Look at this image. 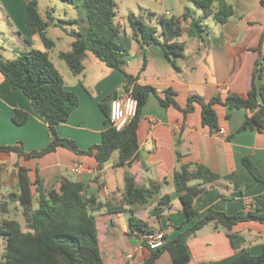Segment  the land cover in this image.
<instances>
[{
    "label": "crops",
    "instance_id": "obj_1",
    "mask_svg": "<svg viewBox=\"0 0 264 264\" xmlns=\"http://www.w3.org/2000/svg\"><path fill=\"white\" fill-rule=\"evenodd\" d=\"M31 1L0 0V48L12 49L14 59L29 49L25 31L26 7ZM37 1L45 21L50 18L55 23L63 21L55 20V7L42 6V0ZM188 1L115 0V22L121 28L119 42L124 47L122 69H111L104 63L106 68H102L101 61L92 59L88 69L89 54L84 72L78 75H83V81L66 79L57 69L66 88L78 96L79 105L65 123L56 127V132L59 138L74 141L81 151L102 142L103 134L109 128L104 111L108 110L110 99L114 96L121 99L132 91V87L128 91L125 87L126 75L135 77L139 85L156 90L157 95L149 97L143 110L137 130L138 151L131 167L119 166V156L115 160L112 156L100 167L93 156L78 155L63 147L32 159L0 151V165L4 166L0 170V209L6 203L4 215L16 209L17 214L23 217L19 204L9 201L11 194L20 192V167L29 172L34 183L33 194L37 177L46 191H60L67 181L80 182L86 197H94L104 206L94 213L104 264H144L151 252L143 245V235L131 231V216L147 223L154 232H163L167 241H172L204 218L211 209L227 215L264 214V131L251 129L239 132L247 117L243 109L230 110L223 105H215L219 130L214 133L203 125L202 107L198 103L193 104L190 112H184L191 96L209 101L218 94L223 97L230 92L246 95L251 90L254 69L259 58L264 56V0H226L234 7L235 15L223 25L213 20V25H204L206 29L202 37L188 36L192 21L204 17L199 16L197 11L200 9L194 0H191L193 5ZM130 17L141 18L155 27L160 43L181 45L182 58L174 62L166 56L161 44L145 45L135 39L128 22ZM163 17L178 21L177 26L182 31L180 37L169 39L163 34L164 28L160 23ZM64 25L74 28L71 32L62 28L71 40L62 37L58 43L71 48L75 41L72 33L79 31L80 24L66 22ZM58 27L55 24L48 27V38V30ZM37 37L42 39L40 35L33 37L34 49ZM95 72L98 75L88 80ZM169 91L180 109L166 108L161 104L160 100L167 98ZM17 111L28 114L25 124L15 123ZM50 143L51 135L44 119L35 112L23 92L12 89L0 74V147L22 145L28 154L41 152ZM245 159L252 163L254 173L245 167ZM199 165L207 167L220 179L201 187L203 192L194 201L197 216L189 222L176 191L174 176L183 167L193 171ZM74 167L79 168L78 173L72 171ZM127 175L134 176L138 187L148 188L151 183H156L161 186L160 191L144 206H129L125 203ZM199 183L201 181L190 185ZM165 196L169 197V202L163 201L161 205ZM121 207L124 209L121 212H109ZM154 220L158 228H155ZM232 232L244 238L240 251H249L254 256L263 253L264 223L254 220L241 222L234 226ZM0 244L5 248L2 237ZM188 247L191 260L187 264H229L237 255L227 231L213 225L189 238ZM155 264L178 263L169 252H164Z\"/></svg>",
    "mask_w": 264,
    "mask_h": 264
},
{
    "label": "trees",
    "instance_id": "obj_2",
    "mask_svg": "<svg viewBox=\"0 0 264 264\" xmlns=\"http://www.w3.org/2000/svg\"><path fill=\"white\" fill-rule=\"evenodd\" d=\"M61 1L75 5L80 10L79 18L58 23H55L53 18L45 21L40 14L38 1L33 0L26 7L25 42L29 49L12 61H5L0 56L1 76L12 89L21 90L30 100L35 112L48 125L51 143L41 152L27 154L22 145L0 147V151L14 152L19 157L32 159L41 158L56 151L58 147H63L78 155L93 156L100 167L118 152V165L131 167V161L138 151L137 130L144 107L151 95H157L154 88L139 85L133 76L126 75L125 87L127 91L132 87L131 93L138 101V110L135 118L121 131L111 126L109 106L108 110L104 111L109 128L103 134V140L99 145L81 151L74 141L61 139L57 135L56 127L69 119L73 110L79 105V98L66 88L63 77L49 58L47 51L55 47V42L47 36L48 27L53 24L60 26L66 22L80 24L79 31L72 33L75 41L72 43L71 51L59 54V58L75 76L84 72V63L89 53L107 67L121 70L124 52V47L119 42L121 28L115 22L117 16L115 0ZM194 3L203 12L204 17L192 21L188 30L189 37H202L206 29L202 23L205 18H212L215 23L223 25L235 15L234 7L226 0H194ZM160 21L164 28L163 34L167 38L175 39L181 36L182 31L177 26L176 19L163 17ZM128 22L135 39L142 44H161L166 56L174 62L182 58L180 52L182 46L177 43H160L155 27L148 25L141 18L130 17ZM35 35L41 36L44 51L32 47ZM170 95H172L171 91L168 92L167 98L160 100L161 104L166 108L180 109ZM113 99L117 97L110 99V105ZM194 103L202 107V123L213 133L219 130L218 117L214 109L217 104L230 110L243 109L247 112L246 120L239 132L251 129L264 131V56L262 55L256 64L252 87L246 95L230 92L225 97L218 94L209 101L200 96H191L184 112L193 110ZM27 120V113L16 112L14 121L17 125H23ZM244 165L254 173V167L248 159L244 160ZM18 177L20 192L11 194L9 201L18 203L22 208L25 227L16 220L2 221L0 238L4 239L5 252L0 264H104L99 245L97 220L94 215L104 206L98 203L96 198L86 197L83 184L67 181L62 184L60 191L54 189L46 191L40 178L37 177L33 194L34 183L29 177L28 170L20 167ZM219 179L218 175L202 165L197 166L193 171L183 167L181 171L176 172L174 176L176 191L187 221L190 222L197 216L194 201L203 192L201 187ZM195 181H201V184L190 185ZM160 188L161 186L156 183H151L148 188L138 187L134 176L127 175L125 203L129 206H144L160 191ZM35 201L38 204L36 209ZM163 201L169 202V197H163L161 205ZM0 210L2 213L6 211V203ZM123 210L121 207L110 209L109 212ZM155 211L157 212L158 208ZM252 220L264 223V214L249 212L227 215L211 209L204 218L183 231L175 240L167 241L165 238L162 248L152 250L143 244L151 252V256L144 264H155L164 252H169L178 264L189 263L191 260L189 238L209 225L225 229L233 247L237 250L236 257L229 264H264V251L258 256L252 255L249 251H240L245 242L244 238L232 232L234 226ZM129 223L132 232H140L143 236L155 233L147 223L136 216H131Z\"/></svg>",
    "mask_w": 264,
    "mask_h": 264
},
{
    "label": "rangeland",
    "instance_id": "obj_3",
    "mask_svg": "<svg viewBox=\"0 0 264 264\" xmlns=\"http://www.w3.org/2000/svg\"><path fill=\"white\" fill-rule=\"evenodd\" d=\"M45 2V3H43ZM190 4L193 5L192 1H188ZM43 5H47V6H50V7H55L57 10H56V14L54 15V18L55 20H68V19H73V18H77L80 16V10L75 6V5H71V4H68V3H65L61 0H42V6ZM199 16L202 17L203 16V13L198 10L197 11ZM203 25H213L214 22L212 21L211 18H205L204 21L202 22ZM62 26V27H61ZM73 26H70V25H64V23H62V25H60V27L58 28H50L48 30V34H49V37L51 39H53L56 43V50H52L49 52V57H50V60L53 62V64L57 67V69L63 73L66 77V79H69V78H78V79H81L82 80V76H74L72 74V72L70 71V69L67 67L66 63L64 61H62L60 58H58V53L63 51V52H66V51H70V47H66L63 45V43L59 42L58 43V39L59 38H62V37H65V38H68L71 40V37H67V34L65 31H63L62 28L68 30L69 32H71L72 30H74V28H72ZM36 45H35V48L36 49H39V50H44V44H43V41L42 39L40 40L39 37H37L36 39ZM0 56L2 57L3 60L5 61H12L14 59V55L12 53V49H2L0 48ZM90 59L92 60H95L96 62H100L98 61L94 55L92 53H89V59L87 60V67L88 69L91 68V65H89L90 63ZM103 66L102 68H106V66L101 63ZM98 74L97 72L95 73H92L90 76H89V79L90 80L91 78L93 77H96ZM78 79H75V80H78ZM83 81V80H82ZM89 81L86 82V84L88 83ZM119 156V153L118 152H115L113 154V159H117ZM73 179H75V176L73 175L72 176ZM0 204H1V200H0ZM37 202L35 201L34 203V207L37 208ZM17 210L16 209H12V211L10 212L9 215H4L1 210H0V221L4 218L8 219H12V220H17L18 222H20L22 224L23 227H25V221H24V218L21 216V215H18L17 214ZM4 215V216H3ZM124 217H127L126 214H124ZM155 223V228H158V224H156V220L153 221ZM5 252V248L2 247V245L0 244V252ZM3 254L0 255V260H3Z\"/></svg>",
    "mask_w": 264,
    "mask_h": 264
},
{
    "label": "built area",
    "instance_id": "obj_4",
    "mask_svg": "<svg viewBox=\"0 0 264 264\" xmlns=\"http://www.w3.org/2000/svg\"><path fill=\"white\" fill-rule=\"evenodd\" d=\"M138 110V101L131 94L127 93L121 99H113L110 105V122L111 126L117 131H121L127 124H129L136 116ZM4 166L0 165V170ZM74 173L79 172L78 167L72 169ZM165 234L163 232H155L153 234L143 236V244H146L152 250L162 248L165 244ZM132 258V256H129Z\"/></svg>",
    "mask_w": 264,
    "mask_h": 264
}]
</instances>
